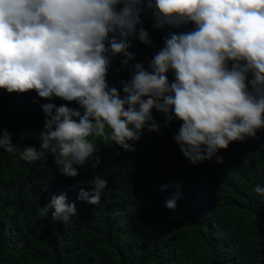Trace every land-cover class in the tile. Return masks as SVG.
Instances as JSON below:
<instances>
[{"label":"clouds","instance_id":"9594fccd","mask_svg":"<svg viewBox=\"0 0 264 264\" xmlns=\"http://www.w3.org/2000/svg\"><path fill=\"white\" fill-rule=\"evenodd\" d=\"M149 10L155 29L189 23L195 28L169 31L148 63L150 71L137 62L120 90L109 87L112 57L122 54L123 67L134 58L133 39L153 46L141 19ZM0 89L35 91L40 98L75 101L83 109L40 105L39 150L13 142L12 134L0 129L4 153L29 163L50 161L64 179L78 176V166L94 157L97 146L90 136L135 152L145 128L160 129L153 110L165 125L174 118L181 122L172 139L186 160L195 165L215 157L222 163L218 150L255 138L264 128V0H0ZM94 159L98 167L101 160ZM88 184L75 191L68 181L49 191L46 215L38 219L66 227L72 216L100 207L107 180L95 175ZM253 191L264 196L259 184ZM179 198L177 191L165 207L175 210ZM34 227L23 215H0L2 233L20 236Z\"/></svg>","mask_w":264,"mask_h":264},{"label":"trees","instance_id":"16d2710c","mask_svg":"<svg viewBox=\"0 0 264 264\" xmlns=\"http://www.w3.org/2000/svg\"><path fill=\"white\" fill-rule=\"evenodd\" d=\"M141 19L153 46L133 39L129 51L134 58L123 67L122 54L112 57L106 77L109 87L120 90V81L131 79L137 62L148 69L169 31L195 28L189 23L178 29H155L151 10L142 12ZM167 76L170 83L174 81L171 70ZM44 103L83 112L75 101L0 89V129L11 133L13 142L18 139L39 150ZM153 117L159 131L145 128L134 144L135 152L90 136L97 146L94 157L101 164L94 167L95 159L90 158L69 180L50 161L29 163L0 148V215L13 212L23 215L27 223L35 222L32 232L28 228L20 236L0 232V264H264V196L253 191L257 184L264 187V128L257 130L255 138L218 150L222 163L213 157L193 165L172 139L181 122L174 118L165 125L155 110ZM95 175L105 178L108 186L100 207L72 216L66 227L38 219L46 215L43 208L49 191L68 181L79 191ZM177 191L175 210L167 209L166 200Z\"/></svg>","mask_w":264,"mask_h":264}]
</instances>
